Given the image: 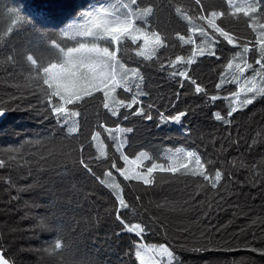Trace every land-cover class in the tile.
Instances as JSON below:
<instances>
[{"label":"trees","instance_id":"trees-1","mask_svg":"<svg viewBox=\"0 0 264 264\" xmlns=\"http://www.w3.org/2000/svg\"><path fill=\"white\" fill-rule=\"evenodd\" d=\"M150 2L156 6V16L149 23L160 25L172 41L178 43L175 32L186 33L187 23L175 14L169 0ZM176 2L185 7L191 5L190 14H198L199 5H195L194 0ZM202 2L213 5L217 10L227 7L226 0ZM88 3L89 0H0V19L6 7H16L28 17L46 13L51 17L50 21L38 27L58 31ZM218 23H222L234 38L253 43L256 39V33L248 27V20L242 14H239V18L230 15L221 17ZM28 41L30 50L41 47L43 53L39 36H29ZM25 43L24 38L14 40L15 65L0 63V104L12 109L0 123V155H4L9 146L20 145L50 124L49 121L41 123L42 117L28 109L29 104L39 107L32 91L13 86L22 85L24 81L22 68H26V65L21 48ZM249 46L251 48L252 43ZM170 51L189 54L179 47ZM8 52L0 51V61ZM227 56L228 53H225L220 61L214 57H199L197 60L200 65L196 73L197 82L210 95L217 94L215 84L220 82V72L223 71L220 65L226 62ZM249 62L252 63V60ZM131 66L137 65L133 63ZM196 66L193 64L192 68ZM142 71L145 75L142 87L147 95L140 99L153 119L130 117L129 121L121 122L122 127L135 125L134 132L128 134L125 154H130V159L141 151L160 156L165 148L186 146L200 152L202 158L213 160L216 167H222L226 174H230V179L226 180L227 188L219 191L210 187L197 189L198 177H181L170 173H155V182L144 185L140 181L124 182L118 172L109 169L119 181L128 185L126 198L136 209L135 215H129L125 222L135 224L147 222L150 217L157 218L154 227L159 235L147 233L146 244L171 242L191 246L198 243L215 249L200 253L178 250L177 254L184 264H264V256L249 251L250 248H264V177L254 178V173L249 169L230 163L243 159L251 164L264 157V142L260 138L249 147L257 131L264 128V102H254V106L249 105L239 114L234 113L235 119L231 125H227L212 115L215 111H221L222 115L226 113L227 104L222 99L214 104L205 103L203 95L195 93L194 87H189L187 81L181 88L167 71L155 67L143 68ZM248 74L250 70L246 72ZM223 88L226 90L220 91L221 96L228 95L227 90H234L235 85L228 84ZM97 103H91L87 116L82 114L77 118L81 122V131L90 140V132L100 130V139L104 141L106 151L109 155L115 153L118 156L112 147L113 142L108 139V133L97 129ZM149 104L152 105L151 109L147 107ZM177 111L187 112V116L182 118L183 126L173 122L160 123L161 112L175 115ZM105 112L101 107V122L105 123V127H115L107 122ZM51 123L54 124V120ZM84 136H81V140ZM63 143L75 146L72 140ZM91 151L95 153V148ZM41 156H46V159L41 160ZM4 158L7 160L6 155ZM157 162L162 163L163 160L158 159ZM64 163L61 156L55 159L47 156L44 147L25 144L17 160L0 168V248L14 256L17 264H53L51 257L37 251L55 235L54 232L41 230L37 226L38 218L52 213L54 220L63 223L65 237L72 241L77 257L92 259L95 264H138L132 240L139 241L140 238L135 233L123 230V225L115 219L116 214L112 211L114 197L110 191L94 178L73 168L70 162L67 168L71 174L62 181L55 176V172L63 171L60 165ZM119 163L123 165V161ZM144 164H149V161H144ZM27 185L33 187L27 188ZM159 225L167 229V241ZM229 248L232 250H225Z\"/></svg>","mask_w":264,"mask_h":264},{"label":"snow or ice","instance_id":"snow-or-ice-1","mask_svg":"<svg viewBox=\"0 0 264 264\" xmlns=\"http://www.w3.org/2000/svg\"><path fill=\"white\" fill-rule=\"evenodd\" d=\"M169 2L175 14L188 25L186 33L175 32L178 43L172 41L160 25L149 23L156 16V6L150 0H89L87 6L58 31L38 27L50 21L51 17L46 13L28 17L16 7L2 10L4 24L0 27V51H11L0 63H17L14 40L24 38L26 43L21 48L26 65V68H22L24 81L22 85L13 86L32 91L39 107L29 104L28 109L42 117L41 123L49 121L50 124L48 128L33 133L20 145L9 146L4 153L7 160L4 155H0V168L17 160L24 145L28 144L44 147L47 156L53 159L56 156L63 158L65 163L60 165L63 171L55 172V176L62 181L71 174L67 168L68 162L81 173L94 178L114 197L112 211L116 214L115 219L123 225V230L135 233L140 238L139 241L132 240L138 264H161L159 257H166L164 264H184L177 254L178 250L200 253L215 249L198 243L191 246L171 242L144 243L147 233L159 235L154 227L157 218L150 217L147 222L135 224L125 222L129 215H135L136 209L126 198L128 185L119 181L109 169L118 172L124 182L140 181L144 185L155 182V173L198 177L197 189L210 187L217 191L227 188L226 180L230 179V174H226L222 167H216L213 160L202 158L200 152L186 146L165 148L160 156L141 151L134 159H130L125 154L128 134L134 132L135 125L122 127L121 122L129 121L130 117L153 119L140 99L147 95L142 87L145 80L142 69L155 67L167 71L181 88H184L187 81L189 87H194L195 93L203 95L205 103L214 104L222 99L227 104L226 113L222 115L221 111H215L212 115L227 125H231L235 119L234 113L239 114L249 105L254 106V102H264V22H261L264 20V0H226L227 7L221 10L202 0H194L195 5H199L195 16L190 14L191 5L185 7L176 0ZM239 14L247 18L248 27L256 33L254 43L234 38L222 23H218L221 17L230 15L239 18ZM32 35L40 37V46L47 55L41 52V47L34 51L29 49L28 37ZM229 45L233 47L229 48ZM178 47L189 54L170 51ZM225 53L228 56L226 62L220 65L223 68L220 82L215 84L217 94L210 95L197 82L196 73L200 67L197 60L199 57H214L220 61ZM133 63L137 66H131ZM193 64L197 65L196 68H192ZM249 70L250 74L246 75ZM228 84H234L235 89L227 90L228 95L221 96L220 91L226 90L223 86ZM92 102H98L95 117L97 129L108 133V139L113 142L112 147L118 156L115 153L109 155L106 151L105 143L100 139V130L91 131L90 140L81 131V122L77 118L82 114L88 115ZM101 107L106 110L104 115L107 122L115 127H105V123L101 122ZM147 107L151 109L152 105ZM10 110L6 104H0V117ZM186 116V111H177L175 115L161 112L159 120L160 123L173 122L183 126L182 118ZM81 136H84L83 140ZM257 138L264 142V128L257 131L250 148L257 143ZM66 140L75 141V146L64 144ZM92 148H95V153L91 151ZM40 159L44 160L46 156ZM158 159L163 162L158 163ZM120 161H123V165ZM144 161H149V164H144ZM230 163L249 169L254 173V178L264 177V157L251 164L243 159L238 163ZM26 187L31 188L33 185ZM37 226L41 230L55 233L53 239L45 242L46 246L37 249L51 257L53 264H95L92 259L77 257L72 241L65 237L63 223L54 220L52 213L40 216ZM159 229L167 241V229L163 225H159ZM249 251L264 256V248H250ZM0 264H17V261L0 248Z\"/></svg>","mask_w":264,"mask_h":264},{"label":"rangeland","instance_id":"rangeland-1","mask_svg":"<svg viewBox=\"0 0 264 264\" xmlns=\"http://www.w3.org/2000/svg\"><path fill=\"white\" fill-rule=\"evenodd\" d=\"M2 17H3V13H1V19H0V27H2L3 26V24H4V20L2 19ZM2 122V121H1ZM0 122V123H1ZM128 155H130V154H128ZM131 156V155H130ZM129 156V157H130ZM159 260H160V262H164L165 260H166V257H159L158 258Z\"/></svg>","mask_w":264,"mask_h":264},{"label":"water","instance_id":"water-1","mask_svg":"<svg viewBox=\"0 0 264 264\" xmlns=\"http://www.w3.org/2000/svg\"><path fill=\"white\" fill-rule=\"evenodd\" d=\"M6 115H7V112L3 117H0V122L6 117Z\"/></svg>","mask_w":264,"mask_h":264}]
</instances>
